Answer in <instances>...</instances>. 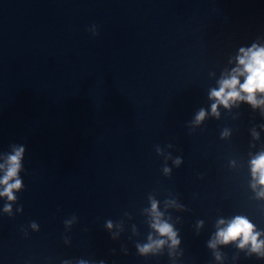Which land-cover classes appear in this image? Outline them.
<instances>
[{"label":"water","instance_id":"1","mask_svg":"<svg viewBox=\"0 0 264 264\" xmlns=\"http://www.w3.org/2000/svg\"><path fill=\"white\" fill-rule=\"evenodd\" d=\"M253 45L264 0H0V112L198 263L264 264V248L217 237L241 216L264 241V104L214 114L210 97ZM154 201L179 244L152 227Z\"/></svg>","mask_w":264,"mask_h":264},{"label":"clouds","instance_id":"2","mask_svg":"<svg viewBox=\"0 0 264 264\" xmlns=\"http://www.w3.org/2000/svg\"><path fill=\"white\" fill-rule=\"evenodd\" d=\"M241 55L237 58L238 67L233 69L232 74L228 78H224L219 81L220 87L218 90H212L210 97L215 99L216 103L212 104V111L216 113L218 105H224L229 107L231 103L239 100H245L253 107H257L264 104V100H258L257 94H264V47H257L253 45L250 49H240ZM244 77V82H240V77ZM205 112L201 110L197 115V122L204 119ZM24 154L22 147L13 148V153L7 155L6 161L0 164V171L4 172L2 178H0V185L3 186V190L0 191V196L6 197L9 201H14V190H20L22 188V180L18 174L22 169L21 160ZM177 164L180 160L177 159ZM253 176H258V182L264 185V154L258 156L252 161ZM169 170L165 168V172ZM264 196V192L260 193ZM157 205L154 201L152 203V209L155 213V220L152 227L162 236L168 237L171 240L173 246L179 244V240L176 239V233L173 228L167 222H163L160 219L161 213L156 211ZM6 212L11 211L10 205H5ZM221 224L224 221H220ZM35 227V224H33ZM108 227H111V222L108 223ZM259 233L254 232V225L250 223L246 218L237 216L235 217L226 228L218 231L217 237L220 242L228 243L230 241L240 240L239 247L243 248L246 244L252 245V251L260 252L261 248H264V241L258 239ZM144 245H137V248L141 254H147L154 249L160 248L165 241L164 240H151ZM215 247V242L209 245Z\"/></svg>","mask_w":264,"mask_h":264}]
</instances>
